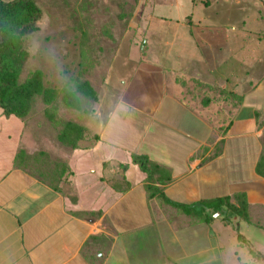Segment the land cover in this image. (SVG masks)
<instances>
[{"label":"crops","instance_id":"crops-1","mask_svg":"<svg viewBox=\"0 0 264 264\" xmlns=\"http://www.w3.org/2000/svg\"><path fill=\"white\" fill-rule=\"evenodd\" d=\"M172 7L162 15L179 24ZM226 28L151 31L167 43L145 49L167 52V67L143 63L103 122L101 109L74 114L76 146L59 137L65 123L0 111V264H224L220 214L162 194L197 206L244 194L245 229L264 230V28ZM134 154L158 165L151 181ZM236 237L251 255L236 263L262 264L250 249H264Z\"/></svg>","mask_w":264,"mask_h":264},{"label":"rangeland","instance_id":"rangeland-1","mask_svg":"<svg viewBox=\"0 0 264 264\" xmlns=\"http://www.w3.org/2000/svg\"><path fill=\"white\" fill-rule=\"evenodd\" d=\"M35 2L42 10V17L37 29L26 37L25 48L29 56L21 80H25L33 71L41 70L46 86L59 91L75 90L78 83L88 81L97 93L96 101L78 94L81 102L78 113L64 104L61 94L50 104L45 103L41 96L36 97L28 116L31 119L41 118L56 126L71 121L74 114H78V121L84 117V122L87 116L95 117L93 113L99 109L103 111L100 114V121L103 122L109 113L114 112L119 95L125 93L124 88L130 85L143 63L156 60L167 67V52L156 59V52L145 49L148 41L155 40L162 45L160 47L167 43V36L163 34L150 38L148 34L153 30L162 33V29L174 26L180 30H196L201 27L217 28L219 25L230 31L235 27L264 28V0H176L179 12L175 16H183L179 24L176 18L169 20L171 14L167 16L169 18L162 15L167 8L174 9L172 4L176 3L175 0ZM151 13H154L153 18L148 20L147 16ZM187 14L191 16L187 17ZM205 22L207 25H204ZM132 91L134 93V89ZM86 123L89 133L99 131L97 121L88 120ZM216 213L221 214L218 211ZM218 218L217 226L222 220L220 215ZM222 228V236L219 234L218 237L219 241H224V264L227 261L239 264L235 261L237 257L241 262L250 261L248 246L244 249L241 247L237 242V233L252 237L255 246L264 249V230L249 232L243 223L240 230L234 229L232 225H222Z\"/></svg>","mask_w":264,"mask_h":264},{"label":"trees","instance_id":"trees-1","mask_svg":"<svg viewBox=\"0 0 264 264\" xmlns=\"http://www.w3.org/2000/svg\"><path fill=\"white\" fill-rule=\"evenodd\" d=\"M41 17L42 10L35 0H0V108L5 116L27 117L38 96H41L45 103L50 104L61 94L64 104L79 110L81 109L79 93L97 100V93L88 81L78 83L75 90L59 91L46 86L41 70H35L25 80H21L29 56L25 48V40L37 29ZM84 132L83 126L67 121L59 137L62 141L76 146V141ZM133 162L148 174V181H151L158 165H153L147 155L139 154L133 155ZM257 170L260 174H264V156L258 163ZM162 196L167 202L176 205L187 214L205 213L207 219H212L213 212L218 211L221 213L220 218L237 230L241 223L250 222L248 203L244 194L235 196L236 204L232 203L229 197H223L202 202L200 206L177 203L163 194ZM250 252L256 260L264 262V253L252 249Z\"/></svg>","mask_w":264,"mask_h":264}]
</instances>
